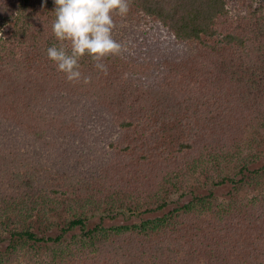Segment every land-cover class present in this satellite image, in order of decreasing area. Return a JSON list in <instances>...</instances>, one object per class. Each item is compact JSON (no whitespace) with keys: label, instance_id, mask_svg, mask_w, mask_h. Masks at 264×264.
I'll return each instance as SVG.
<instances>
[{"label":"trees","instance_id":"16d2710c","mask_svg":"<svg viewBox=\"0 0 264 264\" xmlns=\"http://www.w3.org/2000/svg\"><path fill=\"white\" fill-rule=\"evenodd\" d=\"M255 2L129 0L126 16L113 14L112 35L124 46L123 50L119 55L104 58L107 74L94 67L91 57H82L81 71L90 78L84 83L83 80L69 82L53 62L45 76L40 70L33 73L28 69L33 50L47 56L46 49L58 43L51 27L54 0H46V3L45 0H0V30L16 21L14 35L0 41V63L24 68V72L12 75L22 77L16 87L14 80L7 83L14 89L9 93L12 96L2 93L0 87V139L7 137L18 142L17 150L21 152L24 128L41 132L59 126L64 136L60 131L57 135L56 130L35 141L47 146V142L53 143V150L63 154L75 144L65 136L70 130L78 133L75 138L82 143V148L77 147L79 153L91 150V160L110 153L105 158L106 163L128 166L131 156L141 164L134 166L145 182L131 192L133 180L117 178L115 183H110L114 189L107 192L103 201L110 204L109 212L119 209L133 216L160 213L139 223L118 227L110 240L89 244L87 240H94L95 234L103 228L86 229L85 218L75 217L64 232L80 227L81 239H74L70 247L61 246L52 262L69 264L82 253L95 256L99 264H127L129 257H135L133 252L128 253V247L134 242L139 246L137 264H197L194 259L197 260L200 253L205 255L203 260L208 261L205 264H222L226 250L242 253L248 247L260 252V243L248 238L252 227L247 220L252 213L248 207H243L244 203H219L213 189L204 193L188 188V180L197 174L204 175L207 183L214 187L236 185L237 173H226L221 166L230 155L222 140L234 138L230 133L245 124L264 129V0ZM229 22L234 27L227 33L223 27ZM4 67L0 69V79H3ZM65 85H70L69 88L77 85L80 91L87 92L101 115H95L90 102L74 103L73 100L72 104L71 100H61L68 92ZM233 90L238 94L236 99L231 97ZM66 103L81 108V116L83 113L88 124L86 128L93 136L79 131L80 114L76 108L70 110ZM22 114L28 119L21 120ZM31 120H36L40 128L33 129L32 124L29 127ZM222 130L224 135H220ZM241 138L236 135L235 146L240 145ZM104 144L108 152L101 150ZM30 150L35 154L34 162L40 171L51 170L50 162L55 163V159L48 161L38 154L35 146L31 145ZM60 159L73 164L71 159ZM249 170L247 165H242L239 173L244 175ZM0 176L3 181L8 179L4 172ZM104 182L109 184L107 180ZM57 189L50 187V193L33 191V194L45 200L59 192ZM73 192L75 190L68 192L72 202L79 197ZM30 193L26 192L28 197ZM188 194L191 198L187 202L177 204L175 197L184 198ZM19 229L11 232L12 250L30 242L61 243L64 235L46 238L37 236L30 227ZM228 229L237 230L240 236L244 234V242L232 234H228L229 238L223 237ZM221 243L225 247L218 263L213 256ZM150 246L156 247L150 249L156 257L146 259L144 252ZM113 247L123 250H120L122 253L112 254ZM165 251L172 252L173 258L163 257ZM3 263L0 260V264ZM87 264L90 263L87 261Z\"/></svg>","mask_w":264,"mask_h":264},{"label":"rangeland","instance_id":"374dc122","mask_svg":"<svg viewBox=\"0 0 264 264\" xmlns=\"http://www.w3.org/2000/svg\"><path fill=\"white\" fill-rule=\"evenodd\" d=\"M255 1L256 0H253L256 4ZM15 26L16 21L13 20L11 23L1 28V42L10 39L14 35ZM232 27H234V24L231 26V22H229L223 29H226L228 33L233 31ZM33 52V57L30 59L31 63L28 69L33 73L40 70L41 75L45 76L47 71H50L49 66L52 61L40 52L35 50H33ZM3 64L4 62L0 63V69L5 66V70L3 68L2 73L3 79L2 77L0 79V87H2V93L5 92L12 96V94L9 93L14 92V89L7 83L8 81L13 82L14 80L16 87L22 77L19 78L12 75L18 71L24 72V68L22 65L20 67L18 64ZM181 78L184 81V77L181 76L180 79ZM69 86L70 85L63 86L68 92L64 93L63 98L65 99L61 100H66L67 102L71 100L72 104L73 100L74 103L78 100H84L87 103L90 102L94 112H96L95 115H101V111L93 107V99L87 92L80 91L77 85H73L74 88H69ZM231 97H235V99L238 97L235 90L232 91ZM14 100L18 99L14 98ZM72 104H68L69 109L76 108L80 114L79 118L81 122H79L78 125L79 131L88 132L89 135L93 136L92 132H89L86 128L88 124H86V120L83 118V113L81 116V108ZM84 110H87V108ZM101 110L103 111L104 109ZM60 115L64 117V114ZM23 116L24 114H22L21 118ZM27 119L28 117L25 116L21 120ZM31 124L33 129L40 128V124L36 120H31V122H29V127ZM61 128L56 126V128L53 127L41 132H32L24 128V141L20 143L21 152L17 150L16 145H18V142H12L13 140L7 137L0 139V174L2 172L8 174V179L3 181L0 178V260L2 263L4 262L3 264H55V262H52L54 253L58 251L61 246H69L73 243L74 239H81L83 230L80 227L64 232V230L68 228L69 222L75 217L82 216L85 218L86 229H93L97 226L103 228V230L95 234L94 240H87V244H89L92 241L100 242L108 240L111 234L114 233L113 231L118 227L126 224L139 223L146 218H151L160 214H140L133 216L127 212L121 213L119 209L109 212L110 204L103 201V198L108 196L107 192L110 189H114L110 186V183H115L117 178L132 179L133 181L130 182L132 185L129 191L133 192L134 188L139 185L141 186L142 183L145 182V178L142 179L139 170L134 166L141 164H138L136 160L127 153L126 154L129 156L128 166L126 164L112 166L110 162L106 163L105 158L110 153L99 158L94 156L91 160V150L88 152L84 150L83 154L79 153L80 149L78 148H82V143L75 138L78 133L70 130L67 131L68 133L65 136L73 139L71 142L72 144L75 142V144L71 149L68 148L63 154L60 153L59 150H53V143L50 145L47 142V146L35 141L36 138H46L50 133L56 130L58 131L57 135H59V129ZM60 132L61 135L64 136V131L61 130ZM224 134V130L220 131V135ZM230 135L235 136L230 140L229 138L228 140L226 138L222 140L225 142V146L229 148L230 155L221 162V166L225 167L226 173H237L236 179L239 182L236 185L230 184L222 187H214L212 184L207 183V179L204 175L197 174L188 180V188L193 187L204 193H207L209 189H213L216 192V198L219 200V203L224 204L232 201L244 203L243 207H248V210L252 213L247 220V224L252 227V233L249 232L248 238L258 243V245L260 243L262 251L261 249L260 252L257 250H249L248 247H246L247 251L242 253H236L237 250L232 253L226 250L222 264H241L245 262H250L251 264H264V129L249 127L245 124L240 130H233ZM236 135H240L242 138L240 145L238 144L235 146L233 142L236 141ZM31 145L35 146L38 150V154L48 161L56 160L55 163L50 162L51 170L45 172L44 170L40 171L41 168H37V164L34 162L36 159L35 154L30 150ZM120 147L123 149V146ZM120 147L118 148L120 149ZM166 148H170V146ZM106 149L104 144L101 150L108 152ZM138 156L139 155H135V157ZM60 158L71 159L73 164H66ZM59 163H63L64 165L62 167L58 166ZM242 165H247L250 168L244 175L239 173V169ZM105 180H107L109 184L104 182ZM120 182L122 183V180H120ZM50 187L58 188L57 190L59 192L50 195L48 199L44 200L45 197L42 198L37 194H33V191L37 193L39 191L50 193ZM73 190H75L73 193L79 195V197H75L72 202L68 192L71 193ZM78 190H80L81 193ZM30 191V197H28L26 192L28 193ZM190 198L191 195L188 194V196L184 198L175 197V200L177 204H183ZM255 198L257 199L253 201ZM140 200L141 198L139 201ZM130 201L131 198L126 203L129 204ZM120 209H123V207ZM2 210H5V212ZM229 218L230 217L227 219ZM225 223L228 224L231 222L225 221ZM21 227H30L39 237L47 238L51 236L56 238L61 234L64 235L61 243L48 241L33 244L30 242L23 247H17L15 250H12L14 239L11 232L15 229L20 230L19 228ZM228 234L239 236L238 239L244 242V234L240 236L237 230L228 229L227 235L223 237L227 236L229 238ZM242 244L246 246V244ZM124 246L126 245L124 244ZM83 247L85 251H87L86 245ZM137 247H139L137 246V242H134L128 247V253L133 252L135 257H129V259H127V264H137L140 261V257L138 258V252L136 251ZM224 247L225 245L221 243L213 256L214 260L217 259L218 263L221 260V250ZM154 248L156 247L150 246L145 249L146 254L144 252V257L146 259H149L151 256L156 257V254L153 256L150 252V249ZM120 250L121 249H118V247H113L111 252L117 255L118 253H122L121 251L123 250ZM162 255L163 257L165 255L168 259L173 258L172 252L169 253L165 251ZM204 256L205 255L200 253L197 260L195 258L194 261H196L197 264L208 263L207 260H203ZM94 258L96 257L93 255L83 256L82 253H79L78 258L70 261L69 264H87V261L90 264H99L97 263V259L95 260Z\"/></svg>","mask_w":264,"mask_h":264},{"label":"clouds","instance_id":"9594fccd","mask_svg":"<svg viewBox=\"0 0 264 264\" xmlns=\"http://www.w3.org/2000/svg\"><path fill=\"white\" fill-rule=\"evenodd\" d=\"M46 3V0H45ZM52 34L58 43L46 54L69 82H89L81 71L80 59L91 57L94 67L107 74L105 57L119 55L124 46L113 38V14L126 16L129 0H54Z\"/></svg>","mask_w":264,"mask_h":264}]
</instances>
